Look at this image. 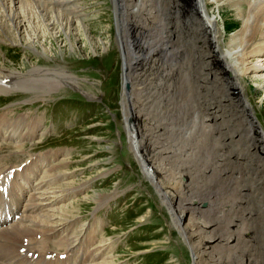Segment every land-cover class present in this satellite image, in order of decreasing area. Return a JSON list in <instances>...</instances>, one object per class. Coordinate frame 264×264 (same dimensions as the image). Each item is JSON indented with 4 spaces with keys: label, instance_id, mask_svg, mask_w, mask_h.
Wrapping results in <instances>:
<instances>
[{
    "label": "rangeland",
    "instance_id": "1",
    "mask_svg": "<svg viewBox=\"0 0 264 264\" xmlns=\"http://www.w3.org/2000/svg\"><path fill=\"white\" fill-rule=\"evenodd\" d=\"M210 1L206 0L207 9L215 11L217 15L220 32L218 39H221L220 45L224 50L229 47L231 34L239 29L245 20L251 0L249 3L247 0H217L216 3ZM76 2L78 6L81 5L79 11L76 8L73 12H60L63 16H70V19L73 16L70 29L74 37H70L68 41L64 38V32L58 31V28L54 29L56 32L51 31L53 35L43 30L42 33L40 30L35 40L32 38L36 41L34 45L38 47L35 52L31 49L30 39L13 37L10 41L9 33L8 37L1 33L0 67H8L11 71L22 73L37 67L61 68L73 75L71 81L78 82L81 89L97 99L88 100L77 90L70 89L67 86L71 85L66 83L63 77L47 98H41L43 101L35 98L33 93L36 90L33 87L0 93V112L8 106L9 116L12 118L28 114L31 119L36 117L42 120L38 127L41 136L36 135L37 137L22 140L18 144L7 143L11 146L0 148V159L5 164H19L28 160L32 153H44L49 150L67 152V155L60 159L64 158L65 169L74 174L72 179L70 178L71 186L85 182L89 184L85 183L84 186L87 187L70 201L64 199L66 196L63 198L66 205L69 202L67 211L77 216L79 224L85 221L91 224L95 221L92 220L93 216L97 221L104 219L98 222V228L92 227L91 233L93 232L96 239L109 237V240H112L113 252L110 259L115 264H193L192 247L184 241L181 232L173 225L166 203L160 199V193L145 175L141 164L145 163L148 171L153 169L150 166L152 158L156 162L163 160L161 164H167L171 170L181 166L176 172L180 179L179 193L183 198L189 197V200H193V203L189 204L192 214L201 213V218L212 220L210 223H213V230L221 231L222 234L230 232L228 238L222 239L219 235L215 236L217 239L212 237L209 248L211 252L203 251L204 257L212 259L211 264H264V167L261 165L263 156L256 154L259 146H250L253 138L249 135L252 134L250 131H243L245 122L237 108L217 97L215 89L218 85L227 92L224 78L217 74V79H223L216 80L213 77L215 70L213 65L211 68L212 63L200 62L201 55L197 48L198 31L194 22L192 26H187V38L181 36L177 40V47L168 55L172 59L168 63L161 62V59L160 62L156 61L157 52L150 54L156 50L155 47L149 49L145 55H129L128 79L132 89L128 87L123 97L124 71L122 73V58L116 42L111 2ZM30 8L28 19L31 22L27 20L26 26L36 25L35 18L40 11L38 8ZM46 8L47 4L40 6L42 12L46 11ZM54 8L51 6L50 10L60 9L59 5ZM42 12L40 14H43ZM259 30L261 32L256 34L248 48V51L258 49L256 54H260V50L263 53L264 24ZM20 32L25 35L24 26L20 28ZM166 35L168 36L167 29L163 33L164 37H167ZM69 42L73 43V50ZM39 43L46 47V51H43ZM91 47L96 50L93 51ZM258 61V56L251 57V64L264 65V62ZM54 76L56 78L59 75ZM240 82L254 111L255 119L264 129V75L246 73ZM202 88L204 89L201 90ZM30 98L32 101L26 102ZM165 102L172 110L165 111ZM199 113L203 121L196 125L195 119L199 118ZM230 113H233V116ZM166 120L174 129L163 125ZM175 122L188 129L183 128L182 131ZM30 126L33 127L34 124ZM24 130L25 128L22 129ZM244 132L246 136L242 135ZM182 148H185L187 153L178 156L179 153L175 149ZM138 153L143 156V161L139 160ZM209 165H213L211 169ZM254 165H257V168ZM181 174L186 177L184 181ZM171 179L168 177L165 180L172 183ZM33 181L31 177L30 182ZM182 182L185 184L182 185ZM173 190L168 189L170 193L175 192ZM175 193L173 199L168 197L173 204L178 202ZM85 194H92L94 198L101 194L104 199H108L99 207V202L91 197L89 200H81L80 196ZM198 199L205 203L198 205ZM164 200L170 202L168 199ZM73 201L77 204L71 206ZM209 229L203 228L202 231L208 233ZM97 244L98 242H94V245ZM59 250L56 249L57 252Z\"/></svg>",
    "mask_w": 264,
    "mask_h": 264
},
{
    "label": "bare ground",
    "instance_id": "2",
    "mask_svg": "<svg viewBox=\"0 0 264 264\" xmlns=\"http://www.w3.org/2000/svg\"><path fill=\"white\" fill-rule=\"evenodd\" d=\"M76 1L77 0H0V35H1V33H3V34H5V36H7L9 33L10 41L13 40L14 38H16V39L22 38L24 40H27V38H28V40L29 39L31 40L30 41V44L32 45L31 49H33L35 52H37L38 47L36 45H34L36 41H33V40H35V38L37 37L36 36L37 32H39L40 30H41V32L43 30L46 33L48 31L53 35L52 32H56V31H54V29L58 28V31L61 32V30H62L64 32V35H65L64 38H67V40L69 41L70 37L73 36L72 35L73 34L72 29H70V25L73 24V22H72L73 16L70 19L69 18L70 16L69 17L63 16L64 14L62 15V13H60V12L62 10H63L62 12H64V13L66 10L68 12H73V9L75 10L76 8L79 11V7L81 5L78 6ZM111 1L112 0H110V2ZM247 1L249 3V0H247ZM112 2H111V5H112V11H113L114 28L116 30V42L118 44L120 55L122 58V73L124 71V73H123V97H124L126 89L129 87V79H128V76L130 74L129 55L130 54H134V56H137L139 54L145 55L146 51L144 52V49L142 47L137 48L132 53L129 51L128 52L126 51L127 46L124 45L125 40L121 37V33H122V31H124L125 24L128 22H131V21H130V18H128L126 16L124 17V13L119 10L117 1L113 0ZM210 2L216 3L217 0H213V1L211 0ZM244 2H245V0H244ZM42 4H47V8H46L47 10L44 12H42L40 9V6ZM55 5H59L60 9L59 10H50L51 6L54 8ZM30 6H32L34 8V10H35V8H38L40 10L37 12L39 14H37L38 16L36 15L37 16L35 18L36 25H34V26H32V24H31V26L28 24L26 26L27 20H28V22H31L28 19L29 15H30V14L28 15ZM248 9H249V11L246 13L247 14L246 18L243 16L245 18V20L242 21L243 23H242L241 27L239 29L235 30L231 34L232 37H230V38H232V39L230 40L231 41L230 43L228 42L229 47H227L223 50L222 49L223 47L221 48V45H220L221 39H218L220 32H219V29L217 26V15H215V11L211 12L210 10L207 9L206 0H191L189 3V11L187 10V8L181 9L183 12V17H182L183 22L182 23L179 21H176L174 23L176 18L169 19L166 15L167 6L165 3H162V5L160 7H158V9H157V10L162 11V13H160V11H155V12L166 15L165 21H164V18H163V20H161V18L159 16H157L158 22L150 21V22L146 23L147 25L150 24V26H152L153 30L154 29L159 30L155 34L154 38L152 39L153 42H148V50L151 49L152 47L159 45V44H161V46L164 45V47H165L164 49H166L165 53L167 55L162 54V53L158 54L156 56V61L160 62V59H161V62L168 63L169 61L172 60L168 57V55L171 54L170 52H173V50L177 47V41L175 43L164 42L166 39V37L163 36L164 31H166V29H167L168 35L170 34L171 31H175L178 35V39L181 36H183L184 38H187V36H188L187 26H190V24L192 26V23L194 22L195 28H197V31H198V33H197L198 38L197 39L199 42H198L197 48H198V51L201 55V59L199 58V60L203 64H211L212 63L211 68L213 65V69L215 70V75H213V77L216 78V75L218 74L219 76H222L224 78V86L227 89V92L224 91L222 86L219 88V85H218V87L215 89V93L217 94V97L220 98V100L224 99L227 102L232 103L237 108L240 116L243 117L244 122H245L243 131L245 130V132H246V130H247V131H250V133L252 134V135H249L250 137L252 136V138H253V140H251L250 146L256 147V148L258 146L260 147L259 149H257L258 152L256 151L257 152L256 154L257 155L261 154L263 156V163L261 165L264 167V129L260 126L258 121L255 119L256 117L253 114L254 111L252 110V107L249 103V100L247 99V96L245 95L243 85L240 82L241 77H243V75H245L246 73H251V74L252 73H256V74L258 73V74L264 75V65H262L263 63H261V65L251 64V57L253 55L258 56L259 61L264 62V46L262 47L263 53L260 50V54H256L257 53L256 51L258 49L256 51H253V50L248 51L250 44L256 38V34L261 32L259 29L264 24V21H263V19H264V0H251L250 6ZM44 10H45V8H44ZM41 12L43 14H40ZM74 12H76V11H74ZM115 20H116V26H115ZM169 23H174V25H170ZM50 25H52V26L50 27ZM121 25H123V27H121ZM23 26L25 28V32H24L25 35H23V34L21 35V32H20V28ZM11 28H13L12 31H15V32H12ZM76 29H78V28H76ZM11 33L13 36L11 35ZM189 36H191V35H189ZM55 37H57V36H55ZM32 38H34V39L32 40ZM121 38H122L123 43L121 42ZM87 39H89V37H87ZM262 39H263V37H262ZM186 40H188V39H186ZM192 40H190V41H192ZM89 41H90V39H89ZM16 42H18V41L16 40ZM71 42H69V44H70L71 50H73L74 45ZM102 44H104V43H102ZM196 44L197 43H195V45ZM18 45H19V43H18ZM22 46L27 47L26 45H22ZM41 47L43 48V51H46V47H44L42 45H41ZM103 47H105V45ZM91 48L93 51L96 50L93 47H91ZM256 48H259V47H256ZM173 55H174V53H173ZM7 68H5L3 66L0 67V93H7V92L11 91L12 89H15V90L16 89H23V88L28 89V88L33 87L36 90L33 93L35 98L37 100L43 101V99H41V98H47L51 94V92L54 91V89L59 84L58 83L59 79L61 77H63V78H65V82L70 84L73 87L72 88L71 86L68 85L67 87H69L70 89L77 90L79 93L86 96L88 100H92V99L95 100V98L97 99V97H94L88 91L81 89V87L77 84L78 82L71 81V79L73 78V75L70 74L69 72H66L65 70H63L61 68L56 69V68H52V67L51 68L50 67H45V68L37 67V68H34L35 70L30 68V70H27V72H23V73L20 71H11ZM59 71H62L63 73H60ZM207 71H210V70L207 69ZM54 75H59V76L55 78ZM209 76H210V74H209ZM43 77H45V78H43ZM223 78H220L221 81ZM42 79H45L46 81H43ZM218 79L216 78V80H218ZM220 79H219V81H220ZM218 84H219V82H218ZM201 85H202V83H201ZM200 87H202V86H200ZM163 88H165V87H163ZM196 88H198V87H196ZM204 88H202L201 90H203ZM211 88H212V86H211ZM205 89L208 90V88H205ZM207 90H206V92H207ZM208 91H210V90H208ZM187 96H189V95H187ZM207 96H208V94H207ZM190 97H192V96H190ZM207 98H209V97H207ZM211 98H210V101H211ZM186 99L188 100V98H186ZM27 101L28 102L32 101V98L26 100V102ZM123 101H124V98H123ZM167 102H168V100H167ZM167 102H165V103H167ZM225 105H228V104H225ZM165 106H166V108H165L166 112L168 110L169 111L172 110V109L168 108L169 107L168 103L165 104ZM6 107L7 108H5V110L3 112H0V148L11 146L10 144H7V143L12 142V143L18 144L22 140L32 139L36 135L38 136L40 134L38 132V127L40 126V123L42 121L41 118L33 117L31 119L28 117V114H20L17 116V118H12L11 116H9L8 106H6ZM174 108H176V107H174ZM223 108H225V107H223ZM227 112L229 113V111H227ZM231 112H232V110H231ZM232 114L233 113H230V115H232ZM198 117H199L198 119H195L196 125L201 124L202 116L200 113H199ZM143 121H144V119H143ZM224 121H225V119H224ZM239 122H238V124H239ZM216 123H218V122H216ZM31 124H34V126L33 127L30 126ZM174 124L176 125L177 123L175 122ZM127 125H128V123H127ZM177 125L179 126V124H177ZM229 127H230V125H229ZM23 128H25L24 131H22ZM198 129H197V131H198ZM179 130H177V131H179ZM181 130L183 131V129H181ZM128 132H129V136L131 137L129 130H128ZM236 132H237V130H236ZM245 132L242 135L246 136ZM246 134H248V133H246ZM39 136H41V135H39ZM241 140H243V139H241ZM14 145H12V146H14ZM136 147H137V145H136ZM135 149L137 150V152H139L137 148H135ZM172 149H173V147H172ZM175 150L179 153L178 156H180V154L184 155L186 152L185 148L175 149ZM147 152H148V150H147ZM241 153H242V151H241ZM63 155H67V152H63L60 150H49L48 152H44V153H40V152L34 153V154L32 153L28 156V158H29L28 163H26L21 168V170H19L18 172H16L14 174V178L12 180V188H18L20 190V192H19V194L15 200V203L12 207V212H13V214H15V213L19 214V217L17 219L12 217L10 220L6 219L5 217L0 219V264H63L64 259H59V257L54 259L53 261L45 260V256L58 255V254L61 255L62 253H66V256H67L66 260H67V262H69L71 264H115L110 259L112 256L111 252H113L112 251V246H113L112 240H109V237L108 238H101V240H99V239H96L94 237L93 232L91 233L93 228H96V227L98 228V224H100L98 222L99 221L102 222L104 219L103 220L100 219L99 221H97L96 218H94V216H93L92 220L93 221L95 220V221L92 222L91 224L89 221H85V222L79 224L77 216H75L73 213L70 214V212L67 211V209H69V208H67L66 206L69 204V202L66 205V201L64 199H69L68 201H70L71 198L77 197L79 195V193H82V191L87 187V186H84V184L85 183H86V185H89V184L87 182H85L82 185L79 184L76 186H71L72 180L70 181V178L72 179V176H74V174H73V172H70V171L68 172L65 169L66 163L64 161V158L60 159ZM28 158H26V159H28ZM138 158L140 161H143V156L141 154L139 155V153H138ZM184 159H185V157H184ZM25 161L26 160H24L23 162H25ZM161 162H159V160H158V162H156L152 158V162H151L150 166L153 169H151L150 171L147 170L148 166L145 163H143L141 165H143V167H144L145 175L150 179V181L153 184L156 191H158L160 193L159 194L160 199H162V201L164 203H166L168 210H169V213H170V216H171V219H172L173 225L176 226L177 229L181 232V236H183L184 241H187V244L192 247V249H193V251H192L193 252V264H211L212 259H210V258L207 259L208 257L205 258L204 255L202 254V252L203 251L206 252L207 250H209V248L211 247V244H210L211 240L213 239L212 237L219 235V238H222V239L228 238L227 235L230 234V232H228L226 234H222L221 231L213 230V223H210L212 220L209 221V220H207L209 218H207V219L201 218V216H200L201 213L198 214L197 212H194V214H192V212L190 211L191 209H190L189 204L193 200H189L188 199L189 197L183 198L182 194L179 193L180 190H179L178 180H180V179H178L176 172L179 170V168L181 166H179V167L177 166L178 167L177 169L171 170L169 168V166H166L167 164L164 165V164H161ZM203 163H204V161H203ZM13 164H11V163L7 164L10 166L4 165L3 169L6 170L9 167H12ZM173 168H174V166H173ZM0 171H2L1 167H0ZM23 173L27 176V178L29 176V180H27V182L24 186H20L16 177L17 176L21 177V175ZM263 175H261V176H263ZM31 177L34 180L33 182H30ZM168 177H169V179L170 178L173 179L172 183L165 180ZM184 184L185 183L182 182V185H184ZM169 188H171L172 190L174 189L176 193L175 192L170 193L168 191ZM174 193L177 196L176 200H178V202L176 204H173V202L170 201V199L168 198V197H171L173 199ZM65 196H66V198H64ZM80 197H81V200H87V199L89 200L90 197L92 199H95L96 201L99 202V205H98L99 207L102 203H104V201H106L108 199V198L104 199V196H102L101 194H98L97 198H94V196H92V194H91V196L85 194V195L80 196ZM190 197L192 198L195 196H190ZM164 199H168L170 202L167 203L166 200H164ZM197 203H198V201H197ZM203 203H205V201H203ZM203 203H201L199 200L198 205H202ZM75 204H77V202L74 203V201H73L71 203V206H74ZM209 213H210V211H209ZM209 213H207V215ZM183 217H185L184 220H183ZM202 217H204V216H202ZM176 218L182 222L180 223ZM201 219H202V221L200 222ZM206 224H208V226H204ZM198 225L199 226L202 225L201 228H196ZM203 228H210L209 229L210 231L208 233L206 231H202ZM179 235H180V233H179ZM94 242H98V244L94 245ZM59 248H61L62 250L60 251ZM56 249L59 250L60 252L58 251V253H57ZM211 249H213V248H211ZM21 251L33 252V253L37 254L38 257L36 260L31 261L26 256L21 255L20 254ZM209 251L211 252V250H209ZM219 252H222V251H219ZM220 260H221V258H220ZM222 260H223V258H222Z\"/></svg>",
    "mask_w": 264,
    "mask_h": 264
},
{
    "label": "water",
    "instance_id": "3",
    "mask_svg": "<svg viewBox=\"0 0 264 264\" xmlns=\"http://www.w3.org/2000/svg\"><path fill=\"white\" fill-rule=\"evenodd\" d=\"M113 1V0H112ZM111 1V2H112ZM118 3V8L120 11L124 13V17L130 18L131 22H128L124 26V31L121 33V37L125 40V44L129 49V52L135 51L137 48L142 47L144 49L145 54L148 51V42H153L155 34L159 31L152 28V26L147 25V22H158L157 16L161 18V20L165 21L166 15L169 19L176 18V21L183 22V12L181 9L187 8L189 11V3L191 0H115ZM113 3V2H112ZM165 3L167 6L166 15L160 14L162 11L157 10L158 7ZM155 11H160L157 13ZM174 23H169L170 25H174ZM120 26V25H119ZM123 27V25H121ZM173 28V27H172ZM121 38V42H122ZM178 39V35L175 31H171L170 34L166 37L164 42L167 43H175ZM128 41V42H127ZM123 43V42H122ZM164 45L161 44L155 46L154 51H151L150 54H166V49H164ZM128 52V50H126ZM172 53V52H170ZM167 55V54H166ZM178 55V51L176 52ZM129 89H132V87ZM182 123V121H181ZM187 123V120H186ZM185 123V124H186ZM166 124L170 127V123L166 120L163 125ZM182 129H186L187 127L179 126ZM188 129V128H187ZM206 164V162H205ZM204 164V165H205ZM213 165H209V169L212 168ZM181 179L184 181L186 177L184 175L181 176Z\"/></svg>",
    "mask_w": 264,
    "mask_h": 264
}]
</instances>
